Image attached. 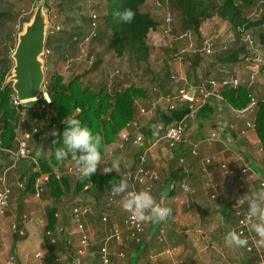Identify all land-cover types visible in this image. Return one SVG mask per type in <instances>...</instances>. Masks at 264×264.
Listing matches in <instances>:
<instances>
[{"label":"crops","instance_id":"obj_1","mask_svg":"<svg viewBox=\"0 0 264 264\" xmlns=\"http://www.w3.org/2000/svg\"><path fill=\"white\" fill-rule=\"evenodd\" d=\"M151 16L153 17V15ZM155 20L158 23V27L152 32L150 38L152 37L155 43L157 42L156 44H158L159 41L157 39L165 36L164 32H162L164 24L160 19ZM164 40L167 39L164 38ZM225 43L231 49H236V46H231L229 40ZM220 45L218 43L216 47V52L218 53L220 52ZM256 56L250 58V60L253 62L264 60V50L261 48ZM124 60L128 66V71L124 73L125 76L130 72L129 69L132 66L127 59ZM246 61L249 60L247 59ZM212 64L216 65L210 71L207 66ZM256 66L258 67L257 63ZM173 67L174 65L171 64V61H165L162 68L157 70L152 68L140 70L139 79L141 80V85L139 87L145 88L148 91V96L139 98L136 101L135 121L139 123V131L145 135V146L142 148L133 143L132 139H134L136 132L134 128H129L131 141L121 142L118 138L115 143L107 147L106 154L102 157V163L103 167H110L111 162H117L118 169L117 171L114 169L113 174L120 179H123L126 168H134L143 163L147 170L158 177L157 180L150 182L153 185L151 194L157 204H159L161 193L167 187H170L168 182L172 178L179 175V178L182 177L183 179L175 185V193L173 195L170 193L167 198L163 199V207L170 208L171 214L160 222L144 221L146 234L142 237L140 244L126 238L123 242H114L109 245L113 264H135L134 261H137L136 264H225L221 256L227 259L228 254L231 252V246L228 247L223 242L224 232L227 233V230L225 228L223 232L224 228L223 230L221 228L229 226L227 222L231 225L227 227L229 230L233 227V223L237 219V210L248 212L247 201L243 197L257 191V180H250L248 177L242 176L240 170L245 164L250 163L251 168L254 165L256 171L264 176V154L259 153L255 145L258 141L257 132L256 130H247V122L254 121L256 125L258 107L254 113H242L243 110L234 109L225 101L222 95L224 90H221L220 99L212 96L207 102L199 106L198 111L192 116L189 112L180 110V108L185 107L184 105H175L170 100L172 97L177 96L178 89L183 88L186 84L195 88L197 85L196 79L190 81V78L184 76L188 83L184 81L176 84L172 83ZM206 67L207 69L204 70L205 75L207 73L210 74L207 77L208 80L216 79L218 82L229 78H248L251 74L247 70L249 68L251 70L249 63L245 64L244 62L225 66L218 64L216 58H213L206 61ZM263 83L264 73L262 72L261 79H258L257 82L255 81L250 89V94L258 102L264 100ZM150 88L152 89L151 91ZM207 90L212 91V88L207 86ZM172 106L173 110L171 109ZM175 107L179 110L175 109ZM142 108L146 109L148 113H140ZM183 119L186 122L191 121L190 124L187 123V130L189 125L191 126L192 124L194 126V134L190 138L189 134H186V143L178 147V150L176 148L171 149L161 140L157 141L156 138L163 134L166 127ZM245 130L247 131V137L242 134ZM213 133H216L218 138H212ZM201 135L202 139L198 141ZM118 142H120L119 146ZM45 145H47L45 142L41 144V146ZM43 149L45 150L44 147ZM192 149L198 151V156L191 155ZM183 152H186V155ZM208 158L213 160L210 165L206 164V159ZM181 159H185L183 164L180 162ZM10 163L3 154L0 155V176H2L4 172L2 170L5 166L6 171H8L6 187L12 191L9 207L4 215H0V251L6 246V242L11 241L12 244L13 240L25 242L31 235L39 234L41 238L43 236L42 240L47 249L46 253L57 264H68L67 262L61 263L60 256L56 254L58 249L62 254L75 253L79 257H74L70 253L71 258L76 260L81 258L82 264H95L98 261L97 253L103 245L108 227L118 226L124 228V221L127 218V212L122 206H119L114 209V214L109 224L105 225L101 222L99 209L95 208L94 205L101 207L106 203L109 197V189L92 196L94 203L89 204L98 214L97 218L104 238L97 248H92L90 252L87 251L83 256H80L78 254V249H80L79 235L75 233L74 224L70 219L71 214L70 212L68 213V207L65 204L66 201L70 203L73 196L63 197L59 201L46 198L44 195L42 196L46 200V205L44 206L34 194L22 191L18 187V183L24 181L25 169L23 166L26 161L13 159ZM222 165H226L228 169H222ZM254 168L252 169L254 170ZM61 169L64 172V168ZM229 169L233 170L235 174L232 175ZM182 183H186L189 186V191L182 189ZM4 188V184L0 182V192ZM214 194L225 198V204L228 201L235 202L238 195L239 198L236 201H239L240 204H230L228 206L223 204L218 207L212 198ZM168 198L170 199L167 200ZM49 209L56 210V227L65 226L67 228L65 237L73 240L75 247L70 248L69 251L65 250L66 241L54 246L46 238L45 231L49 222ZM224 211H229L230 216H227ZM25 216L26 221L24 222ZM218 219L220 220L219 224L215 226ZM85 225L87 224L85 223ZM15 226L16 229H14ZM161 229L165 231V240L163 242L158 239ZM234 231L237 232V227H234ZM76 246H79V248ZM75 248L77 249L75 250ZM23 249H21V253L24 252ZM238 251L241 255L240 261L243 264L244 255L242 248ZM121 255H124V257ZM21 256L18 259L16 258L15 262L19 260V264L24 263V254ZM57 259H60V262ZM11 262L4 263L0 256V264H15V262Z\"/></svg>","mask_w":264,"mask_h":264},{"label":"trees","instance_id":"obj_2","mask_svg":"<svg viewBox=\"0 0 264 264\" xmlns=\"http://www.w3.org/2000/svg\"><path fill=\"white\" fill-rule=\"evenodd\" d=\"M148 1L55 0L57 18H62V23L59 24L62 25L63 30L53 35L54 37L48 44L51 49L56 50H53V55L58 54V58L62 59L60 65L62 66L65 63L66 67L67 61L74 58L71 57V51L77 49L80 45L79 42L93 36V33H90L93 30L94 24L92 16L98 14L96 30L100 29V31L99 35L94 33L98 43L90 41L89 46L94 47L106 42L109 52L114 53L119 59H127L129 64L137 70L143 71L151 68L148 40L152 32L157 29L158 23L151 14L143 11ZM1 3L2 0H0V26H3L1 20L8 15V12L1 10ZM48 3L49 0H45V6L47 8H49ZM171 7L176 12L175 14L180 16L183 22V30L193 31L198 35L200 34L203 23L206 20L209 21L215 18L221 20V22L229 26V29L238 34H247L250 30L260 29L259 43L264 50V0H223L219 6H213L212 2L203 0H171ZM125 9H131L135 13L131 23L122 22L116 15V13L123 12ZM254 10L261 12L259 18L252 19L249 16V13ZM19 18H23L21 20L22 24L25 21L28 22V17H24L22 12ZM98 21L102 22V24L99 25ZM13 33L14 30L13 32H7L8 39L13 38ZM93 43L94 45H92ZM203 44L202 41L198 52L184 54L186 56L185 60L193 63L192 69L196 75L197 85L201 84L202 81H208L207 77H209V73L206 75L203 73V77L199 78L196 70L199 65L202 63L206 64V61L209 59L216 58L218 64L228 66L243 63L251 57L249 47L243 42L236 49H231L226 43H220V52L218 53L216 52L218 43L213 41V54H207L206 51L202 52ZM184 55L182 54V58ZM12 62L10 57L0 60V155L3 154L6 159L11 160L12 156L18 150L19 142L16 138L14 123L18 122L21 116H25L24 119L22 118L23 125L28 132H32L34 129L38 130L39 139L33 138L32 141L35 146L41 147V149L43 147L41 144L46 142V139H43L44 128H48L52 132L55 131L57 133L56 136L50 135L47 140L49 147L52 149L50 158L47 160L41 159L37 162L38 164L34 163L24 171L23 184L25 189L21 190L34 194L37 180L42 175H49L50 182L46 186L42 196L45 195L46 198L60 201L63 197L70 195L74 197L81 194L95 196L118 183L120 180L118 176L100 173L99 166L97 171L90 177L74 180L73 184L67 176L58 180L55 169L58 166L65 168L66 164H74V161L71 154L64 160L58 161L55 157V150L62 147L60 143L62 141V133L66 128L67 119L71 117L78 119L82 125L87 126L94 134H99L102 137L101 152L102 157H104L107 147L115 143L120 137L121 132L135 121L136 101L139 98H146L148 91L145 88L129 86L118 92H108L102 85L95 89L82 86L80 77H74L68 84H63V77L61 75H53L50 76L48 82L46 81V93L50 98V103H47L43 98L38 101V105L48 106L52 111L53 115L46 121L45 111L32 107L22 115V110H26L25 104H15L16 94L13 87L10 84H4L6 76L12 68ZM100 65L101 60L93 65L92 70L98 69ZM215 65L212 64L207 67L212 71ZM48 66L49 60L47 63ZM208 87L212 88L211 85ZM250 89L251 87L247 84H243L238 88L225 89L222 95L232 108L244 110L251 102L249 97ZM174 103L175 105H184L185 107L180 108V110L190 113L189 104L178 100H175ZM257 107L255 130L258 141L255 145L258 152L264 154V102H258ZM175 109L178 108L175 107ZM39 123L42 124L41 127H39ZM247 130L249 131V129ZM245 132V135H243L247 137V131L245 130ZM53 141H56V143H53ZM33 154H35L34 148ZM21 161L32 163L31 160ZM37 165L40 171H37L39 170ZM252 168H254V165ZM182 179L178 175L172 178L168 182V185H177ZM89 184L92 185L91 190L84 192V188ZM175 191L176 187L171 191V195ZM226 205L224 204V206ZM217 206L220 207V205ZM48 221L46 229L55 230L57 224L55 209L48 210ZM233 226H238L237 219L233 223ZM65 246L67 247L68 245L65 244ZM242 253L244 255L243 264H259L260 256L257 252L249 253L242 248Z\"/></svg>","mask_w":264,"mask_h":264},{"label":"rangeland","instance_id":"obj_3","mask_svg":"<svg viewBox=\"0 0 264 264\" xmlns=\"http://www.w3.org/2000/svg\"><path fill=\"white\" fill-rule=\"evenodd\" d=\"M203 1H209L212 2L213 6H219L223 0H203ZM156 2L157 0H149L147 5L144 7L143 11H145L146 13H149L151 15H153V18L155 19H160L162 21V23L164 24V26L162 27L163 30L162 32H165L166 29L168 28L165 24V18L167 15H171L173 21L171 24V29H172V34H174L175 36H178L180 33L184 32V27H183V22L180 18V16H178L177 14H175L176 12L173 11L172 7H171V0H162V2L164 3V8L163 9H157L156 8ZM36 7V6H35ZM46 7V6H45ZM46 9L48 10V8L46 7ZM1 10L4 12H8V15L1 20V23H3V26H0V60L5 59L6 57H10V59L13 61L12 56L15 52V49L17 47L18 44V34L23 30V24L26 23L27 21H25L23 24L21 23V20L19 16L20 13L22 12V14H24V17L27 16L28 17V21L33 17L34 15V5H32L30 0H2L1 3ZM47 17L49 22L51 23V26L53 25V20L56 21L57 23H62V18L59 17L57 18V13L56 10L52 13H50L49 11H47ZM94 13V12H93ZM98 17V14H96ZM261 15L260 11L254 10L253 12L249 13V16L252 19H256L259 18ZM100 16V15H99ZM163 19V20H162ZM99 25L102 24V22H99ZM19 29V30H18ZM14 30V35L12 39H8L7 36V32H13ZM99 31L100 29L95 31H91L90 33H95L99 35ZM232 32V35H231ZM261 30H250L247 35L248 38L246 37V40H255V46L254 48L257 50H253V48L251 49L249 47V51L251 53V57L250 58H254L258 52L260 51V49L262 48L261 44L259 43V34H260ZM48 33V32H47ZM60 33V32H58ZM57 33V34H58ZM192 38L190 40H183V41H179L177 43H173L174 45H171V40L167 39V36H163L164 38H166L167 40H164V38H160L157 39L159 41L158 44L155 43V40L152 39V37H149L148 40V46L150 48V57H149V62L151 64V68L152 69H159L162 68L163 64L165 63V61L169 62L171 61V64L174 65L173 67V71L174 73H180L182 76H186L187 78H190V81H194L195 78V74L193 72L192 66L193 63H191L190 61L185 60V53H195L198 52L200 50V42L204 41L205 39H210L215 41L216 43H225L228 40L231 43V46H240L242 44V42L244 44H246L245 40V35L244 34H238V33H234L233 30L229 29V26L225 25V23L221 22V20H219L218 18L209 20V21H205L201 27L200 30V34H195L193 31L190 32ZM54 36L51 35H47V43H46V49L50 50V55H48V60H49V68L47 67V64H45V73H46V78H45V83L46 81L48 82L50 79V76L53 75H61L63 77V84H68L74 77H80V81L82 83V86L84 87H90L92 89L97 88L98 86H104V88L108 91V92H115V91H119V90H123L125 88H128L129 86H136L139 87L141 85V80L139 79L140 76V70L131 67L130 72H128L125 76L124 73H126V71H128V66H127V62L123 59H119L118 57H116L114 55V53L109 52L107 50V45L106 42L105 43H100L98 46H94V47H90L89 43L84 42L83 41L79 42V46L77 47V49L72 50L71 51V57L73 58V66H69V68H67V66L65 67V63L64 65H60L62 63V59L58 58V54L53 55L54 54V49H51L50 46L48 45L50 40L53 38ZM232 38V39H230ZM94 42L98 43L97 38H92ZM105 41V40H104ZM248 42V41H247ZM161 43V44H160ZM48 45V46H47ZM94 45V43L92 44ZM81 48V49H80ZM54 50V51H53ZM185 50V51H182ZM84 51V52H82ZM82 52V53H81ZM183 54V60L182 62H178L177 59V54ZM258 57V56H256ZM44 60H46V57H43ZM101 60V65L98 67V69L96 70H92L93 65L95 63H97L98 61ZM46 63V62H45ZM245 64H248V61L244 62ZM256 63L258 65V67L256 69L251 68V70L247 69L250 73L252 72H258L257 76H256V82L258 79H261V75L262 72L264 73V60H260L259 62H252L251 64H249L250 67H256ZM15 63L14 61L12 62V68L10 69V72L7 74L6 76V81H4V84H9V80L12 77V73H13V67H14ZM207 69L206 64L202 63L201 65L198 66L197 68V75L199 76V78L203 77V73L204 70ZM118 70H120V72H118ZM213 70V69H212ZM251 75V74H250ZM249 75V76H250ZM127 77V78H126ZM264 84V83H263ZM10 85L12 86V84L10 83ZM117 85V86H116ZM47 86V84H46ZM46 88V87H45ZM143 88V87H141ZM152 89L150 88V91ZM44 91V88H43ZM44 98L45 100H50L49 96L46 94L45 96L43 95L42 92V96L37 100V101H33V102H29V103H20L17 100V97L15 95V100H17L18 104H25L26 106V110L23 111L22 110V115H24L26 113V111L30 108H36V109H41L42 111L46 112V116H45V120H49L51 118L52 111L50 108L44 107V106H40L38 105V101L40 99ZM172 99L174 100V98L172 97ZM47 102V101H46ZM17 105V104H16ZM196 112H194L193 114H195ZM150 114V113H149ZM25 116H21V118L19 119L18 122H15V131H16V138L17 141L21 140L26 134H27V130L23 125V119ZM23 118V119H22ZM190 120L187 121L188 124H190ZM39 127H41V123H39ZM191 127V128H190ZM193 125L191 124V126L189 125L188 128V132L186 131V134H189V138L192 137L193 133ZM38 128V127H37ZM45 132H44V136L43 138L46 139V144L45 146H43L45 148V150L41 149V147H35V145L33 144V141H31L32 144V148H34L35 152H37V150H41L42 154L40 156H37L36 154H33V159H31V162H26L24 163V169L25 171L28 169V167H30L31 165L34 164V162H38L41 159L43 160H47L50 158L51 154H52V149L49 147V143L47 142V140L49 139L52 130H49L48 128H44ZM202 139V135L201 137H199L198 141H200ZM42 147V148H43ZM47 148V149H46ZM186 155V152H183ZM188 156V154H187ZM13 159H16L14 156H12L11 160H8V162H12ZM11 164V163H10ZM12 165V164H11ZM103 163L100 164L99 166V171H102V174H104L103 172ZM62 166H58L55 170L57 171V174H64V172H62L61 169ZM40 169V168H39ZM254 170L256 171V169L254 168ZM6 171L5 166L4 169L2 170ZM40 171V170H37ZM55 171V172H56ZM1 172V173H2ZM64 176V175H63ZM41 178V177H40ZM72 183H74V179L71 178L70 180ZM23 183V182H20ZM19 184V183H18ZM171 186V185H170ZM19 187V186H18ZM11 190V189H10ZM12 193V191H11ZM31 194V193H30ZM12 197V194H11ZM238 195L236 196V200L238 199ZM72 201L69 202H65L67 211L70 212V210L75 207L76 205H83L84 208L89 210V213L86 217H83V221L87 224V231H88V235H89V239H90V245L88 247V252H90L92 250V248H97V246L101 243L102 239L104 238L103 236V232L101 231L100 225H99V220L97 218L98 214L95 212V209L93 207H90L89 204L90 203H94L92 195L89 194H81L79 196H73ZM170 198H168L167 200H169ZM233 199V198H232ZM37 200H40L41 203L45 206L46 205V200L45 198H43L42 196L39 197ZM228 201L227 205H234V204H240L239 201ZM84 202H88V203H84ZM84 203V204H83ZM85 204H87L86 206H84ZM227 213V216H230L229 211H224ZM94 213V214H93ZM219 217V216H217ZM191 219V218H190ZM219 219L216 223L215 226H217L219 224ZM225 223V221H224ZM221 224V223H220ZM227 224L230 225V223L227 222ZM225 225V224H224ZM227 225V227H229ZM227 227L223 226L221 229L223 230V232L225 231V228L227 230V233L229 231H233L234 227H231V229L229 230ZM37 233V232H36ZM227 233L224 232V241L225 244V237L227 235ZM43 238V236H42ZM41 236H39V234H36L35 236H30V238L25 241V242H17L13 240V244L11 241H9L8 243L6 242V246L3 248V250L0 251V256L3 260L4 263H8L11 262L10 258L12 256H15L17 259L22 257L21 255L24 254L23 257V262L21 264H25V262H27V264H57L56 261L54 262V260L52 258H49V254H47V249L43 243ZM61 238H63L61 236ZM17 239V238H16ZM77 244V243H76ZM75 244V245H76ZM228 247H230L231 252L228 254L227 259H225L224 257L221 256V259H223V263L225 262V264H242L240 261L241 255L239 253L238 250H240V248H236L233 245H229L227 244ZM77 247V246H76ZM24 248V252L21 253V249ZM79 248V246L77 247ZM75 248V250L77 249ZM65 250H67V247H65ZM73 250V251H75ZM42 254V257H40L39 259L35 257L36 254ZM71 253V252H70ZM69 254H62L61 251L58 249L56 250V254L58 256H60L62 262H67L66 257L71 255ZM74 257H79L77 255H75V253H71ZM26 260V261H25ZM81 260V258H80ZM13 263V262H11ZM134 263L136 264L137 261H134ZM15 264H19V260L18 262H15Z\"/></svg>","mask_w":264,"mask_h":264},{"label":"built area","instance_id":"obj_4","mask_svg":"<svg viewBox=\"0 0 264 264\" xmlns=\"http://www.w3.org/2000/svg\"><path fill=\"white\" fill-rule=\"evenodd\" d=\"M41 1V0H31L32 5H34V8L36 4ZM55 0H49L48 3V11L50 13L54 12L56 10L55 8ZM156 8L157 9H163L164 8V3L162 0H157L156 2ZM94 19V24H93V31L97 27V15L94 14L92 16ZM172 17L171 15H167L165 18V24L168 25L166 31L164 32L165 36H167V39L171 40V45L173 46L175 43L183 40H190L192 38L190 31H184L180 33L178 36H175L172 34V29H171V24H172ZM63 30V27L61 24L57 23L56 21L53 20V25L48 29L47 35H55L58 32ZM91 35V34H90ZM245 35V42L248 47L253 50L257 51L254 46H255V40H246V37L248 38L247 34ZM96 38V36L88 37L83 41L90 43L92 41V38ZM248 41V42H247ZM174 43V44H173ZM203 48L202 52L206 51L207 54H213V41L210 39H205L203 41ZM47 48V47H46ZM84 52V51H82ZM85 53V52H84ZM181 54V53H180ZM177 54V59L178 62H182V54ZM48 55H50V50L46 49L45 50V57H46V64L48 63ZM179 55V56H178ZM248 63L251 64L253 61L248 59ZM67 68L69 66H73V59H70L67 61L66 64ZM257 67V66H256ZM251 68H255L252 67ZM258 72H252L251 75L248 78H229V79H223L221 82H218L215 79H211L208 81H202L201 84L195 86L196 94L195 98L191 99L188 96V90L192 87H190L189 84H186L183 88L178 89L177 96H175L174 100L171 99L170 102L174 103L175 100H178L180 102H185L189 104V110H190V115L193 116L194 112H197L199 109V106H201L203 103L207 102L212 96L217 97L220 99L221 97V90L225 89H230V88H238L243 84H247L249 87H251L257 76ZM181 81H184L188 83L187 79L182 76L180 73H174L171 76V82L172 83H179ZM46 84H44V91L43 95L45 96L46 93ZM211 85L212 86V91L207 90V86ZM48 95V94H47ZM250 97V104L248 107L242 111V113L250 112L254 113L256 112L257 109V103L258 101L253 95H249ZM44 99V98H43ZM47 103H50V100H46ZM264 102V100H263ZM15 104L19 105L17 103V100L15 101ZM46 107V106H44ZM172 110L174 109L173 106L171 108ZM140 113L142 114H147V110L142 108ZM187 122L185 119L178 121L177 123L170 125L164 129V132L162 135H159L156 139L161 140L165 142L171 149H175L177 147L182 146L183 144L186 143V131H187ZM129 128H134L136 135L134 137L133 143L139 147H144L146 143V138L143 133H141L139 123L137 121H133L131 124L128 125V127L121 132L120 134V141L121 142H130L131 141V133L129 132ZM247 128L249 130L254 131L255 130V123L254 121H249L247 122ZM245 131L242 132V134L245 135ZM38 134V130L34 129L32 132H27V134L19 140V147L16 153L13 155L16 159L18 160H31L33 159V148L31 141L34 138V135ZM212 138H218V135L216 133L212 134ZM118 142V146H119ZM122 147V145H121ZM191 155L192 156H198V151L196 149L191 150ZM212 159L208 158L206 159V164L210 165L212 163ZM180 162L183 164L185 162V159H181ZM38 164L36 161L34 162ZM38 167V165H37ZM39 169V167H38ZM222 169L226 170L228 169L226 165H222ZM40 170V169H39ZM230 173L233 175L235 172L231 169ZM114 170L111 173L107 174H113ZM7 174L8 171H4L2 176H0V182H2L5 186V188L0 192V215H4L6 213L7 208L9 207L10 201H11V190L10 188L6 187V181H7ZM187 174V172H186ZM64 176H68L70 178H73L74 180H79L84 178L82 176L78 169L76 168L75 164H67L64 168ZM62 174H57L56 176L58 180H61L64 176ZM241 175L248 177L250 180H257V191H259L261 188H264V176L260 175L257 171L253 170L251 168L250 163L245 164V166L242 168ZM123 179L129 181V184L132 189L136 191L140 190H147V191H152L153 185L150 183L151 181H155L158 179L157 175L154 173H151L147 168L144 166L143 163L139 164L138 166L132 168L128 167L126 168V171L123 175ZM50 182V176L49 175H42L41 178H39L35 184V193L34 195L36 197H41L42 194L45 191L46 186ZM20 189H25L23 183L18 184ZM182 189L184 191H189V186L186 183H182L181 185ZM92 188V185L89 184L84 188V192L90 191ZM112 187L109 189V197L106 201V203L99 207L94 205L95 208L99 209L100 212V220L103 224L107 225L110 223L111 218L114 214V209L116 207L122 206L123 203V198L122 195H116L111 191ZM213 200L217 203V205H223L226 202V199L223 197L218 196L217 194H214L212 196ZM89 211L84 208L83 206L76 205L73 207L70 211V219L71 222L74 224L75 227V233L79 235V246L80 249H78V254L80 256H83L85 252L88 251V247L90 245V239L89 235L86 230V225L83 221V217L88 213ZM127 212V211H126ZM236 217L238 221V226H237V232L241 234L243 237L247 238L248 240V245L246 247H243L247 252L249 253H258L260 256V261L259 264H264V245H260L258 242V237L255 235L254 232L251 231L250 224L252 221H250L247 217V212L246 211H241L238 210L236 212ZM23 221H26V216L24 217ZM16 229V226L14 227ZM67 232V228L65 226L61 227H56L55 230H47L46 231V237L48 241L50 242L51 245H58L59 242L66 241L67 243V250L69 251L70 248L75 247L73 240L71 238L65 237V233ZM146 234V228L144 221H134L131 218V213L127 212V218L124 221V228L118 227V226H110L107 229L106 237L103 240V245L98 251V261L95 264H113V260L111 258V253L109 249V245L111 243H119L123 242L126 238L134 240L137 244H140L142 242V237ZM61 236L63 238H61ZM158 239L160 242H163L165 240V231L161 229L160 234L158 236ZM169 252V251H166ZM124 257V255H121ZM41 254H37L36 258H40ZM67 263L68 264H82L80 260L72 259L70 256L66 257ZM11 261L15 262L16 257L12 256ZM58 262H60V259H57ZM62 261V260H61Z\"/></svg>","mask_w":264,"mask_h":264},{"label":"clouds","instance_id":"obj_5","mask_svg":"<svg viewBox=\"0 0 264 264\" xmlns=\"http://www.w3.org/2000/svg\"><path fill=\"white\" fill-rule=\"evenodd\" d=\"M116 15L124 23H131L135 13L131 9H125ZM248 107V106H247ZM51 135L56 136L53 131ZM56 143V141H53ZM62 147L55 150V157L58 161L64 160L69 154L74 161L79 173L84 177H90L94 174L98 166L102 163V137L94 134L93 131L75 118H68L66 128L62 133ZM41 150H37L36 155L40 156ZM118 169L117 162H111L110 167H104L105 174ZM111 191L116 195H122V207L125 211L131 213L134 221H152L160 222L165 220L170 214L171 209L163 207L156 203L150 191H136L131 188L129 181L120 179L114 184ZM247 201V217L251 222V231L259 238L260 245H264V188L252 192L243 197ZM229 245L243 248L248 245L247 238L236 231H229L225 237Z\"/></svg>","mask_w":264,"mask_h":264},{"label":"water","instance_id":"obj_6","mask_svg":"<svg viewBox=\"0 0 264 264\" xmlns=\"http://www.w3.org/2000/svg\"><path fill=\"white\" fill-rule=\"evenodd\" d=\"M45 7V0L36 4L33 17L23 25V30L18 34V44L12 59L15 63L10 82L20 103L37 101L41 96L45 84V48L47 32L51 27ZM196 90L190 88L188 96L195 98ZM39 139V134L34 135ZM179 148L177 147L176 150ZM175 184L167 187L159 196V205L163 206L164 198H167L174 189Z\"/></svg>","mask_w":264,"mask_h":264}]
</instances>
